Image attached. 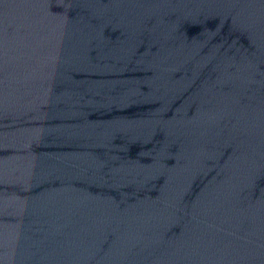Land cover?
Segmentation results:
<instances>
[{"label": "water", "instance_id": "1", "mask_svg": "<svg viewBox=\"0 0 264 264\" xmlns=\"http://www.w3.org/2000/svg\"><path fill=\"white\" fill-rule=\"evenodd\" d=\"M0 264H264V0H0Z\"/></svg>", "mask_w": 264, "mask_h": 264}]
</instances>
